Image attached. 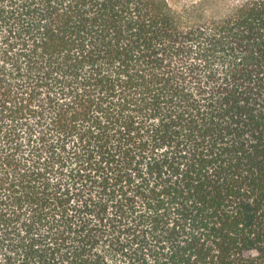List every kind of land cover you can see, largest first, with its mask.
<instances>
[{"label": "trees", "instance_id": "1", "mask_svg": "<svg viewBox=\"0 0 264 264\" xmlns=\"http://www.w3.org/2000/svg\"><path fill=\"white\" fill-rule=\"evenodd\" d=\"M0 0V264H264V0Z\"/></svg>", "mask_w": 264, "mask_h": 264}, {"label": "rangeland", "instance_id": "2", "mask_svg": "<svg viewBox=\"0 0 264 264\" xmlns=\"http://www.w3.org/2000/svg\"><path fill=\"white\" fill-rule=\"evenodd\" d=\"M231 0H170L175 10L183 16V23L208 21L223 15L229 8Z\"/></svg>", "mask_w": 264, "mask_h": 264}, {"label": "clouds", "instance_id": "3", "mask_svg": "<svg viewBox=\"0 0 264 264\" xmlns=\"http://www.w3.org/2000/svg\"><path fill=\"white\" fill-rule=\"evenodd\" d=\"M253 0H231L228 10L220 17L214 18L211 23L213 25L223 24L231 18L239 15L242 11L247 10Z\"/></svg>", "mask_w": 264, "mask_h": 264}]
</instances>
